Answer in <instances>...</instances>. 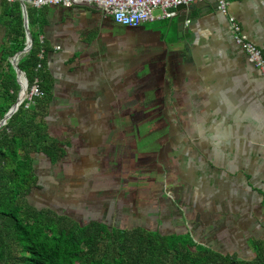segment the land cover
I'll list each match as a JSON object with an SVG mask.
<instances>
[{
  "label": "crops",
  "instance_id": "0c3cea01",
  "mask_svg": "<svg viewBox=\"0 0 264 264\" xmlns=\"http://www.w3.org/2000/svg\"><path fill=\"white\" fill-rule=\"evenodd\" d=\"M35 9L45 20L38 36L51 83L46 131L64 150L55 163L34 153L36 174L40 156L63 168L64 189L66 177L85 174L94 191H119L112 174L127 167L135 171L127 197H102L99 210L253 258L251 241L264 239V81L228 17L264 55V0H229L226 15L214 0H196L169 19L144 23L145 35L133 43L102 36L106 24L121 25L92 6ZM88 205L84 213L99 217Z\"/></svg>",
  "mask_w": 264,
  "mask_h": 264
},
{
  "label": "trees",
  "instance_id": "16d2710c",
  "mask_svg": "<svg viewBox=\"0 0 264 264\" xmlns=\"http://www.w3.org/2000/svg\"><path fill=\"white\" fill-rule=\"evenodd\" d=\"M41 11L27 8L32 45L17 65L30 84L39 76L43 95L17 110L0 126V264H264V239L252 240L255 255L242 259L199 244L189 233L162 234L142 226L116 227L99 219L79 222L51 207H37L28 196L39 188L33 154L51 163L64 154L49 136L45 117L51 83L38 53L45 46L39 33ZM35 15V16H34ZM4 35L0 55V120L16 101L20 85L10 58L25 44L19 2L0 0ZM38 23L39 29H35ZM42 68L35 70L38 62Z\"/></svg>",
  "mask_w": 264,
  "mask_h": 264
},
{
  "label": "rangeland",
  "instance_id": "374dc122",
  "mask_svg": "<svg viewBox=\"0 0 264 264\" xmlns=\"http://www.w3.org/2000/svg\"><path fill=\"white\" fill-rule=\"evenodd\" d=\"M27 7L30 6L27 5ZM104 21L109 23L107 18H104ZM146 23L148 25V23H154V22L151 21ZM141 25L145 26V24H141ZM125 27L126 26L115 27L114 25L106 24L103 28L102 36H104L105 38H121L119 40H123L124 38L130 40L136 38V34L132 33L127 28L126 31ZM142 127L145 126L141 125L138 126V128L136 126L137 135L143 133ZM137 141L141 143L140 139H138ZM36 159L37 160L35 162V168L37 174L40 175V179L42 177V182H41L42 188H46V189L34 188L32 190V192L28 196L29 201L32 204L36 205L37 207L48 206L57 211L67 213L71 215L75 220L81 223L86 222L87 220L90 219H99L101 221H105L108 225H114L116 227H128L134 225L135 221L132 220L130 221V217H110L109 215L110 211L106 213V208H103V205L99 210L96 207V202L97 201L102 202V197H105L103 199L104 202L105 200H108L107 202L109 203L115 198L114 195L117 194L118 192H119V196L125 195L127 197V190H128L127 184L129 183V178L127 179V177L129 175L130 177L134 176L135 171L133 172L132 175V170L129 171V169L126 170L127 167H120L119 174H112V176H114L115 178L117 176L119 177L120 180V184L118 186L119 191H113V189L110 188L94 191L95 188L91 189L89 184L86 182L85 174L82 177H80V175H77V177L74 179L66 177L68 179L67 182L68 186L66 187V189H64L63 186L60 185L59 183L62 182L63 174L61 171L63 170V168H61L58 165L51 164L47 159H42L40 158V156L38 158L36 157ZM48 165L51 166L50 172L48 171ZM126 171L127 173H125ZM63 182H64V178H63ZM54 186H57L58 190L53 189L52 187ZM101 186H111V184L109 185L107 183L106 184L103 183ZM72 195L73 196L75 195L76 197L71 200ZM148 195L150 194H147L146 197ZM114 201H118V200L114 199ZM120 201L123 202L122 205H125L124 199H121ZM86 203H90V205L88 206L94 210H97V212L99 213V217H97L96 212L84 213L83 211L84 207H82V205ZM175 219L177 220V217ZM146 224H148L149 227L152 226L150 223H143V222L142 224H140V226L144 227L146 226ZM157 225L160 228L161 232H166L168 230V228H165L164 226H159L160 224Z\"/></svg>",
  "mask_w": 264,
  "mask_h": 264
},
{
  "label": "built area",
  "instance_id": "2783aa9c",
  "mask_svg": "<svg viewBox=\"0 0 264 264\" xmlns=\"http://www.w3.org/2000/svg\"><path fill=\"white\" fill-rule=\"evenodd\" d=\"M13 3L19 0H6ZM27 5L34 8H41L49 5H61L64 7H73L76 5L92 6L104 17L112 20L116 24L126 27H137L146 22L158 19H169L176 15L177 6L180 4L189 5L196 0H23ZM229 0H215L216 10L222 14L228 13ZM28 8V7H27ZM187 19L184 24L187 25ZM228 23L231 28L235 42L244 50L250 63L260 72L264 81V55L261 50L248 40L242 32L239 24L234 17H228ZM42 42V38H40ZM31 48V47H30ZM30 50V49H29ZM29 52V51H28ZM26 52V53H28ZM38 57L44 58V49L41 48ZM42 68L41 61L37 63L35 70ZM24 83V92L21 102L24 107L33 103L35 97L42 96L43 90L40 88V77L35 76L30 84L24 74L21 76ZM21 91V90H20ZM19 91V94H20Z\"/></svg>",
  "mask_w": 264,
  "mask_h": 264
},
{
  "label": "water",
  "instance_id": "95a60500",
  "mask_svg": "<svg viewBox=\"0 0 264 264\" xmlns=\"http://www.w3.org/2000/svg\"><path fill=\"white\" fill-rule=\"evenodd\" d=\"M215 1V0H214ZM21 15H22V23H23V29H24V36H25V44L24 47L17 51L13 56L10 58V63L16 72V79L18 84L20 85L19 91L23 87L24 83L22 81V74L23 72L19 69L17 62L21 55H24L26 52L29 51L31 45H32V36L28 28V14H27V7L23 0H19ZM188 5L186 4H180L177 6L176 10H185ZM179 19V18H178ZM21 102V97L18 92V96L16 98V101L11 105V107L8 109V111L4 114L3 118L0 120V126L4 125L6 123V120L17 110L18 105Z\"/></svg>",
  "mask_w": 264,
  "mask_h": 264
},
{
  "label": "flooded vegetation",
  "instance_id": "af4514ba",
  "mask_svg": "<svg viewBox=\"0 0 264 264\" xmlns=\"http://www.w3.org/2000/svg\"><path fill=\"white\" fill-rule=\"evenodd\" d=\"M128 29L129 31H131L132 33H135L136 34V38H134V39H126V38H124L123 40L124 41H129L130 43H133V42H135V41H141V39L143 38V36L145 35V27H144V25H139V26H137V27H125V29ZM127 29H126V31H127Z\"/></svg>",
  "mask_w": 264,
  "mask_h": 264
},
{
  "label": "bare ground",
  "instance_id": "6f19581e",
  "mask_svg": "<svg viewBox=\"0 0 264 264\" xmlns=\"http://www.w3.org/2000/svg\"><path fill=\"white\" fill-rule=\"evenodd\" d=\"M23 92H24V85H23V87L21 88V91H20V97H22Z\"/></svg>",
  "mask_w": 264,
  "mask_h": 264
}]
</instances>
